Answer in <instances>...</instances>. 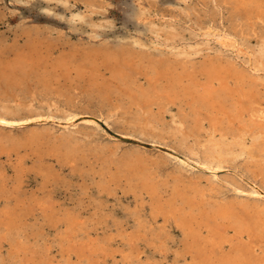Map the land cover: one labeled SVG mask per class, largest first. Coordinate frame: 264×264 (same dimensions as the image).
<instances>
[{
  "label": "rangeland",
  "instance_id": "374dc122",
  "mask_svg": "<svg viewBox=\"0 0 264 264\" xmlns=\"http://www.w3.org/2000/svg\"><path fill=\"white\" fill-rule=\"evenodd\" d=\"M98 3L94 10L85 0H0V59L3 53H11L17 47H24L29 37H37L38 45L47 57L49 70L52 69L53 59L71 51L80 53L90 48L124 46L135 53H149L156 61H171L183 52L194 53H189V65L220 58L234 63L238 70L245 71L249 76L261 79L259 85L264 82V73H254L250 68L248 59L252 49L246 48L242 53L232 48L230 51L229 45L233 39L227 33L237 35L254 48L259 37L264 35L263 23H256L255 32L251 31L241 25L229 5L222 0H98ZM170 29L176 30L174 39H167L163 32ZM222 31L226 33L221 34ZM214 34L217 35L215 38L212 37ZM220 42L224 44L223 48L220 47ZM170 45L173 46L169 48ZM99 69L101 77L109 80L112 88L91 91L87 81L75 79L72 84L68 81L65 89L73 98L71 102L53 99L54 94L45 92L34 79L25 80L14 87L0 85V103H7L14 111L18 110L19 116L39 114L45 118L40 122L0 125V143H7L6 147L9 149L14 143L21 146L0 153V188L6 189L3 194L0 192V216L6 209L23 214L20 209L15 210L21 199L6 194L18 184L24 202L48 197L60 220L64 213H70L80 217L78 222L81 234L84 231H97L95 244L107 247V252L98 257L99 260L102 259H97L98 264H136L134 261L125 263L118 251L126 248L122 233H131L139 228L140 260L137 264H169L176 251L181 248L183 235L173 220L164 225L161 215H151L149 195L144 192L135 195L128 190L127 177L118 175L133 155L145 161L162 190H166L167 183L171 185L180 179L183 183L203 187L207 197L213 200L250 204L264 201L262 195L259 197L253 193L255 189L264 193V171L252 162L249 154L213 160L212 163L218 170L202 171L194 164L206 158L203 155L205 149L197 146L198 136L188 135L186 142H183L180 135L171 134L174 116H178L181 111L190 115L185 124V127L189 126L192 111L188 97H179L170 106L169 112L164 114L165 133L158 135L144 131L135 118L137 108L129 106L124 90L111 79L110 70L102 65H99ZM72 73L73 78L75 73ZM138 80L139 84L147 87L143 76H139ZM63 84L64 80L61 79V85ZM70 114L73 119H68ZM153 114L156 117L159 114L157 106L153 107ZM38 133L43 137L49 135L52 139L70 140L73 137L83 146L86 162L79 161L80 157L76 162L59 160L58 157L47 154L48 146L44 141L42 151L37 150L38 140H31L30 143L29 139H33V136L40 139ZM199 137L206 138L207 134L202 132ZM184 158H187L186 161ZM19 162L21 167L18 166ZM113 175L120 177L119 183L110 182ZM109 183V188H106ZM49 216L35 209L30 215L21 217L16 225L5 227L0 221V233L6 235L0 246V264H22L19 253L10 248L8 240L34 242L39 248L46 246L55 262L61 260L60 264H76L75 255H71L70 262L65 261L59 246L61 240H66L65 225L60 221L55 227L50 223ZM160 227H163L165 234L158 240ZM229 235L232 236L233 232L229 231ZM110 240L112 243L107 246ZM64 244L66 245L65 241Z\"/></svg>",
  "mask_w": 264,
  "mask_h": 264
},
{
  "label": "bare ground",
  "instance_id": "6f19581e",
  "mask_svg": "<svg viewBox=\"0 0 264 264\" xmlns=\"http://www.w3.org/2000/svg\"><path fill=\"white\" fill-rule=\"evenodd\" d=\"M222 1L229 5L234 17L237 20L239 19L241 25H245L251 31L255 32V24L258 22H262L264 25V0ZM85 2L94 10L99 4L98 0H85ZM175 31L170 29L163 32L167 39H174L176 37ZM224 33L226 31L221 32V34ZM227 33L233 39L229 49L232 48L238 53L244 52L246 48L252 49L250 59H248L251 64V67H249L254 73H264V35L259 37L260 39L256 41L255 47L252 48L251 43H247L246 40L231 32ZM216 36L214 34L212 37L215 38ZM201 38L203 39V36ZM37 39V37H29L24 47H17L11 53H3L0 59V85L7 84L6 87H14L25 80L34 79L45 92L54 94L53 99L60 98L71 102L73 98L70 92L65 89V84L68 81L71 84L75 79L87 81L88 88L91 91L94 89L102 91L112 86L109 80L107 81L101 77L99 65H102L106 70H110L111 79L116 81L124 90L129 106L137 108L135 118L144 131L162 135V133H165L163 131L164 114L169 112L170 106L174 105L179 97H188L191 100L192 117L189 126L185 127V124L188 123L190 115L181 111L178 116H174L175 120L172 121L174 125L170 128V131L172 135H180L183 142H186L188 135L198 136L196 138L197 146L205 149L203 155L206 158H204V161L194 164L198 168L200 167L202 171H214L218 167H215L212 163L213 160L220 161L223 158H231L236 154L241 156L249 154L252 162L264 171V89H261V87L264 88V82L259 85L261 79L254 78L245 71L238 70L234 63L217 58L209 59L202 64L189 65V56L193 52H189L190 54L183 52L171 61H156L149 53H135L124 46H120L118 48H90V50L80 53L71 51L53 59L52 69L49 70L46 62L47 57L43 54L42 47L38 45ZM160 42L163 44L161 40ZM135 43L139 44V42ZM219 44L223 48L224 44L221 42ZM172 46L170 45L169 48ZM144 47L146 48V46ZM98 61H101V64H98ZM72 72L75 73L73 78ZM139 76L145 78L147 87L139 84ZM61 79L64 80L63 85H61ZM163 79L164 81H162ZM31 99H34V94ZM156 106L159 109L157 117L153 114V107ZM71 114L68 119H73V117H70ZM92 119L96 120V117L92 116ZM43 120L45 118L39 114L19 116L18 110L14 111L7 103H0V125H13L28 121L40 122ZM158 125L162 128H159ZM205 125H207V128H205ZM202 132L207 134L206 138L199 137ZM38 134L41 136L40 139L35 136L32 137L33 139H29L30 143L31 140H38V143H36L37 150L42 151L44 141L48 146L47 154L54 155L63 162H69L70 160L76 162L79 157V161L86 162L83 146H80L73 137L70 140L64 138L52 139L49 135L43 137L40 133ZM6 146H8L7 143H0V153L21 147L17 143H14L10 149ZM186 159L184 158L185 161ZM180 161L183 160L180 159ZM222 164L225 166L224 163ZM18 166L21 167L22 164L19 162ZM118 175L127 177L128 190L135 195L139 192L149 195L151 215L154 217L161 215L164 225L173 220L181 230L183 235L181 248L176 251L174 259L169 264H264V201L263 204H250L247 202L213 200L207 197L203 187L197 184L183 183L180 179L175 180L171 185L167 183L165 185L166 190H162L153 178L145 161L137 155H133L130 162L124 164V168L122 167V171ZM245 176H242V178ZM0 178L2 179V177ZM110 182L119 183L120 177L113 175L110 177ZM110 184L106 188H109ZM226 184L230 185L229 183ZM5 190L4 187L0 188L2 194ZM168 190L169 192H167ZM163 193L166 195H163ZM253 193L259 197L262 195L264 200L262 191L255 189ZM6 194L15 195L16 199H21L15 210L20 209V213L23 212V214L19 215L15 211L12 213V211L6 209L0 216L1 224L5 227L18 224L21 217L28 216L33 210L37 209L45 216L50 215V223L55 227L61 222L65 225L64 238L66 240H61L59 246L62 248L66 262L71 261V255L76 256V264H98L102 260H99L98 257L107 252V247L95 244L94 238L98 234L97 231L90 233L84 231V234L79 232L78 221L80 217L64 213L62 220H60L55 206L48 197L40 200L34 199L29 203L24 202L20 196L18 184L13 186L10 193ZM229 231L233 232L232 236L229 235ZM164 234L163 227H160L157 234L158 240ZM5 236L0 233V246ZM139 236L140 228L131 233H122L121 237L126 241V248L118 252H120L121 259L125 263L134 261L137 264L139 262ZM8 242L10 248L15 249L17 254L19 253L22 264H60L61 262V260L55 262L50 257V251L46 246L39 248V245L34 242L23 243L20 241L12 242L11 240H8ZM110 242L111 240L108 241L107 246Z\"/></svg>",
  "mask_w": 264,
  "mask_h": 264
}]
</instances>
